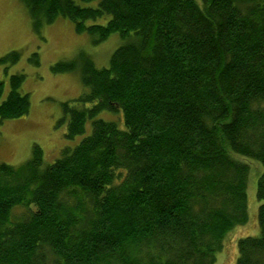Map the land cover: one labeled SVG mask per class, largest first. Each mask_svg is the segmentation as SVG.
Here are the masks:
<instances>
[{"label":"trees","instance_id":"obj_1","mask_svg":"<svg viewBox=\"0 0 264 264\" xmlns=\"http://www.w3.org/2000/svg\"><path fill=\"white\" fill-rule=\"evenodd\" d=\"M22 1L36 31L65 17L124 42L107 66L84 52L52 66L86 88L61 104L65 137L91 130L52 163L37 144L0 162V264H214L248 220V160L263 168L259 234L237 238L233 264H264V0ZM23 77L5 97L0 79V119L28 113Z\"/></svg>","mask_w":264,"mask_h":264},{"label":"rangeland","instance_id":"obj_2","mask_svg":"<svg viewBox=\"0 0 264 264\" xmlns=\"http://www.w3.org/2000/svg\"><path fill=\"white\" fill-rule=\"evenodd\" d=\"M81 5H96V0H76ZM199 1V0H197ZM107 15L85 24L105 23ZM124 42L118 32L111 33L99 43L92 42L87 32H77L74 22L58 17L43 24L38 31L33 28L32 19L22 0H0V79L4 82L2 97L9 88V77L14 73L24 75L20 90L29 95L30 107L27 114L17 118L0 119V162L19 165L31 157L32 146L42 149L43 163H52L63 147L76 144L91 130L87 121L85 132L73 139L65 137L66 121L61 104L77 98L86 88L80 80L78 69L53 71L52 66L60 61L77 59L80 52L89 55L97 67H104L113 50ZM19 53L14 61L7 55ZM36 53L37 63L33 54ZM112 111H102L98 117L113 120L123 127ZM250 169L247 181L248 220L235 226L224 238L223 249L216 255L214 264H233L237 255V238L258 235L256 180L263 168L260 162L248 160ZM25 208L13 210V219L24 215Z\"/></svg>","mask_w":264,"mask_h":264}]
</instances>
